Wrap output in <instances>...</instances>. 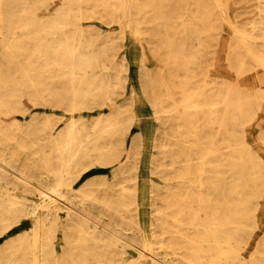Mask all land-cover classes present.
I'll use <instances>...</instances> for the list:
<instances>
[{
  "label": "bare ground",
  "instance_id": "1",
  "mask_svg": "<svg viewBox=\"0 0 264 264\" xmlns=\"http://www.w3.org/2000/svg\"><path fill=\"white\" fill-rule=\"evenodd\" d=\"M222 49L257 92L209 83ZM261 118L264 0H0V264H264Z\"/></svg>",
  "mask_w": 264,
  "mask_h": 264
},
{
  "label": "rangeland",
  "instance_id": "2",
  "mask_svg": "<svg viewBox=\"0 0 264 264\" xmlns=\"http://www.w3.org/2000/svg\"><path fill=\"white\" fill-rule=\"evenodd\" d=\"M235 15H238L237 19L241 20L240 24H246L255 22L259 15H258V4L254 2H248L246 4H237L235 6ZM106 32L109 33H115L116 31L108 30ZM225 45V44H224ZM226 47V46H225ZM224 47V49H225ZM123 50V49H121ZM228 51L222 49V52H219L217 56H215V60H213L212 65L208 66V73L210 75V81L211 82H217L218 84H227V85H234V86H241L248 89L249 92H257L258 87L256 85L252 86L247 81H244L243 79L236 78L234 74H232L230 70V65L228 61ZM137 115H139L140 118L144 119V121H138L139 123L132 124L131 129L135 130L137 137L140 139L141 146L140 148L137 146L136 151L134 152L133 158H132V164H133V173H140L141 176L140 180L144 181L148 177V171L151 166L153 167L154 171L159 170V158H161V154L157 153L160 151V144H163L162 140V130L158 127L159 121H155L154 116L151 115L150 111L146 107H141L136 109ZM153 119V120H152ZM261 121H256L248 124H245V127L247 129V136L251 137L253 139H257L260 135L264 134V119H260ZM157 145V146H156ZM158 154V155H157ZM153 158L155 159L153 162ZM150 159H152V162L150 163ZM157 159V160H156ZM163 161V160H160ZM159 175V173H158ZM158 175L155 177L157 178ZM97 176H102L110 179L112 181L114 173L107 171L99 173ZM264 189L260 193L259 197V207L263 210V213L261 211L258 212V219H259V228H256L254 232H257L261 229L262 233L259 236L254 237V232H247L244 237L246 238L247 244L244 245L246 250L248 252L255 251L256 247L264 242ZM144 203V201H142ZM146 211H148V207L145 205ZM257 212V211H256ZM145 218L143 220L145 227L147 228L150 226V220L149 213L146 212Z\"/></svg>",
  "mask_w": 264,
  "mask_h": 264
}]
</instances>
